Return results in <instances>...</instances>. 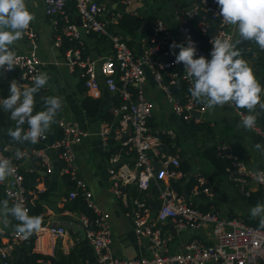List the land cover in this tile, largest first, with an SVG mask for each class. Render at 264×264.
Segmentation results:
<instances>
[{
	"label": "built area",
	"instance_id": "1",
	"mask_svg": "<svg viewBox=\"0 0 264 264\" xmlns=\"http://www.w3.org/2000/svg\"><path fill=\"white\" fill-rule=\"evenodd\" d=\"M181 2L174 10L176 29L173 30L159 17L154 18L138 55L137 49L128 46L127 37L118 32L116 27L123 14L141 19L137 12L130 10L131 0H119L126 9L124 13L110 10L97 0H44V13L57 31L54 37L57 48L61 46L59 33L80 42L84 33H93L104 37L111 45L108 55L98 60L91 59L89 55L83 57L78 49L65 51L63 57L71 72L75 68L82 71L88 95L97 96L102 86L113 95L107 108L109 120L104 121L98 131V137L105 148L110 146L111 139L118 143L113 149L109 147V190L120 205L131 212L135 239L147 251L146 256L137 259H121L113 254L110 215L95 203L86 183L78 175L75 148L88 136V132L78 123L60 118L57 120L60 137L53 140L49 147L56 152L62 164L61 175L73 185L68 199L82 198L94 214L93 218L83 213L75 214L84 238L93 251L94 260L89 264H264V228L260 227L259 220L257 225H250L239 218L203 212L188 203L183 194L170 184V181L184 177L179 170L180 159L162 150L161 136L174 141L176 133L171 129L151 131L149 128L155 93L163 98L171 112L183 122L199 124L202 114L207 112L203 104L191 97V81L185 79L183 64L174 63L173 52L178 54L179 48L171 49L173 42L187 46L190 39L197 48L196 58L203 56L209 60L211 39L217 36L231 37L236 44L237 38L232 30L234 27L223 23L215 0ZM69 5H72L79 24L66 13ZM192 21H196V31L206 37L208 49L202 48L195 40ZM23 40L28 41L33 49L26 54L14 51L20 62L12 71L16 72L20 83L30 86L32 78L40 73L41 66L36 54V34L31 26ZM145 70L150 73L154 85L149 83ZM7 76L4 81H8ZM235 112L241 120L240 113L244 111L236 109ZM252 132L260 135L264 141V131L258 121ZM47 139L46 134L39 142H46ZM17 151L22 153L19 159L15 156ZM217 152L230 161L231 165L226 169L227 179L234 183L240 194L250 196L251 191L247 186L253 183L264 201V178L255 175L264 171L247 167L228 144L219 145ZM30 155L37 159L45 173H51V159L46 150L27 153L0 135V157L11 159L16 169L13 176L0 184L12 205L19 202L27 209L32 202L30 195L36 193L27 192L23 184L22 164ZM155 164L160 168L156 170ZM195 180L189 194L194 198L204 196L212 200L215 194L209 181L204 177H196ZM130 188L136 189L137 194ZM151 188L157 194V210H153L147 199L141 196ZM169 221L178 230H207L211 239L205 241L193 237L183 243L178 251L172 252V235L163 229V225ZM47 235L63 238L67 235V229L57 225L41 227L34 234L33 251H43V238ZM27 239L18 236L15 231L0 228V264H12L13 251Z\"/></svg>",
	"mask_w": 264,
	"mask_h": 264
},
{
	"label": "crops",
	"instance_id": "2",
	"mask_svg": "<svg viewBox=\"0 0 264 264\" xmlns=\"http://www.w3.org/2000/svg\"><path fill=\"white\" fill-rule=\"evenodd\" d=\"M107 5L110 10L126 12L125 7L119 3V0H97ZM183 0H131L130 10L137 12L141 19L144 20L142 27H147L149 21L154 18H161L173 30L176 29V21L174 19V10ZM28 10L34 14L35 20L31 24L35 34L36 54L38 55L41 66L40 73H47L49 77L48 84L40 90L41 96L49 94L50 96H58L62 99V109L55 118V123L51 126L47 133L48 139L46 142H38L32 144L30 142L17 143L8 136L10 129L14 130L16 122L10 118V113L4 109L0 110L5 113L3 123L0 122V135L9 143L13 144L18 149H22L27 153L31 151L46 150L52 164L51 173H45L44 169L38 164L37 159L30 155L22 164V171L35 172L38 175V182L35 185V190L38 192L32 193L31 205L37 204L41 208L40 215L29 213L30 216L42 217V225H57L64 226L67 229V235L63 238H52L45 236L43 238V251L33 253L46 255L58 260V256H69L72 251L76 253V261L78 263L89 264L94 260L92 248L84 238L82 229L75 218L77 211H72L67 204L72 201L68 199V193L71 186L67 183L66 177L61 175L62 164L58 159L56 152L49 147L50 143L57 139L55 132L57 129V120L65 118L67 120L78 123L88 136L75 148V155L78 164L79 179L84 181L93 195L95 203L110 215V225L112 230L113 242L111 250L113 254L121 259H137L147 255L146 248L137 243L131 221V212L129 209L120 205L117 199L111 194L109 190L108 169H109V147L117 146L114 139L109 141L110 146L105 148L102 146L98 137V131L101 124L108 116L107 108L112 101L113 95L110 94L103 86L99 88L97 97L101 100L100 110L97 116L89 117L84 108L82 94L78 88L82 75L80 69L75 68L70 71L67 66L63 53L54 45V37L57 31L51 24V19L44 13V0H26ZM66 13L69 17L78 23L75 11L72 5L66 8ZM140 30L136 35L125 36L128 41L134 43L137 49V44L142 45L147 33ZM149 30V28H148ZM235 32L238 40L239 34L236 28L232 29ZM93 33L83 34L82 42L88 49L89 57L93 60L106 57L109 53V47L106 43L99 48L95 44V37ZM236 40V42H237ZM32 46L28 41H17L13 46L12 51L19 54H26L32 50ZM101 51V52H99ZM248 55L242 58L248 62L252 67L254 74L260 84L264 86V51H261L256 44H252L251 48L247 50ZM8 77V76H7ZM5 75L0 76V99L7 98L9 93L3 96L4 88L9 83L4 81ZM184 85L182 86V88ZM86 95V93H85ZM39 99H42L40 97ZM264 100V95H262ZM42 107L38 111H42ZM235 107H217L214 110L207 109V112L202 114L201 122L205 129L197 134L195 140L191 139L185 128L184 123L179 117L174 115L170 107L163 100V98L155 93L154 108L152 111V118L149 120V128L151 131L171 129L176 133V153H182V157H178L180 162L185 159L190 165L189 172L183 173L184 177L177 181H170V184H177L180 187L181 193H186L185 200L196 206H207L210 212L216 213L226 218H239L243 221L258 222L259 218H253L250 215V208L256 205L259 201L257 195L251 199L240 194L238 188L228 181L224 173L218 171L206 158L203 152L211 147L217 148L221 144H228L233 149V152L244 162V164L251 168L264 171V151L257 150L256 144L264 145L262 137L252 131L245 130L240 127V119L236 115ZM246 112V110H242ZM247 113V112H246ZM109 117V116H108ZM192 123V122H190ZM26 128V124L23 126ZM173 142V141H171ZM174 145V146H175ZM172 146V145H171ZM110 149V150H111ZM163 152L168 153L165 145ZM172 155V154H171ZM178 156V154H175ZM196 177L206 178L212 186L214 191V198L209 200L206 197L194 198L186 191L185 185L192 181L195 184ZM175 188V187H174ZM247 188L251 193H257V187L253 183H249ZM131 191L137 192L136 189L130 188ZM134 193V192H133ZM142 197L157 201V194L154 189L147 194H142ZM187 197V198H186ZM7 200L9 206L12 204L6 198L3 188L0 184V203ZM74 200V199H73ZM264 203V202H260ZM154 210V209H153ZM7 223L4 217H0V228L6 231H15V225L18 223L11 217H7ZM163 229L168 230L172 235L170 243L171 251H178L181 245L191 238L196 237L205 241H210L211 236L207 230L189 231L178 230L174 228L172 222H167L163 225ZM35 232L31 235L34 236ZM27 243H22L15 248L12 255V264H24L27 255ZM83 250H85V258ZM83 256V257H82ZM79 257V258H78ZM84 261V262H83ZM47 262L40 261V264H47Z\"/></svg>",
	"mask_w": 264,
	"mask_h": 264
},
{
	"label": "clouds",
	"instance_id": "3",
	"mask_svg": "<svg viewBox=\"0 0 264 264\" xmlns=\"http://www.w3.org/2000/svg\"><path fill=\"white\" fill-rule=\"evenodd\" d=\"M219 7L218 15L225 25L233 26L238 31L240 42H250L264 51V0H215ZM35 20L26 5V0H0V72L14 70L20 58L12 51L17 41L23 39ZM211 59L203 56L196 58L195 43L188 40L170 45L171 49L179 48L175 55V64H183L185 79L191 81L189 92L191 97L207 109L229 105L241 112L239 126L252 131L257 126L258 117L264 113V86L256 78L252 67L242 58L241 51L231 37L217 36L211 39ZM49 81L47 73H38L32 78V84L24 85L16 79L10 81L9 96L0 99V108L10 113L16 122L14 130L8 136L17 143H38L46 137L55 118L62 109V99L58 96L43 97L44 110L35 112L36 95ZM259 109V111H257ZM27 125V129L23 126ZM257 150L264 151V145L256 144ZM19 159L20 151L15 154ZM16 172L12 160L0 157V183L5 182ZM257 178H264V173H255ZM250 215L259 218L260 227L264 228V203L258 202L250 208ZM0 217H11L18 223L15 232L27 239L41 229L42 217L30 216L22 203L9 206L7 200L0 203Z\"/></svg>",
	"mask_w": 264,
	"mask_h": 264
},
{
	"label": "trees",
	"instance_id": "4",
	"mask_svg": "<svg viewBox=\"0 0 264 264\" xmlns=\"http://www.w3.org/2000/svg\"><path fill=\"white\" fill-rule=\"evenodd\" d=\"M144 20L143 19H139L137 17H134L130 14H123L121 16V18L118 21L117 24V29L118 32H120L123 36H133L136 35L140 30L143 29L142 24H143ZM151 21H149L147 27H145L143 29L144 33H147L149 30V26H150ZM195 25H196V21H192L191 22V29H192V33L193 36L195 38V40L197 41V43L204 49H208V45H207V41H206V37L202 36L198 31H196L195 29ZM60 27V25H59ZM59 31V29H58ZM61 38V46H60V51L62 53H65V51L67 50H80L82 56L84 57L85 55H89L88 53V49L85 47V45L83 44V42L81 41H75L72 40L64 35H62L61 33L58 34ZM93 37H95V44L96 46L99 48V46H103L104 43L107 44V40L104 37H100L96 34L93 35ZM240 37L238 38L237 42H236V47L238 50L241 51L242 57L246 56L250 53L247 52V50L249 48H251L252 44L254 43H250V42H240ZM128 46L130 48H134V43L128 41L127 42ZM101 52V51H99ZM4 75H8V79H9V83L6 86V88H4V93L2 97H5V95L7 93H9V84L10 81L13 79H16L19 83L20 80L18 78H16V72L15 71H11L9 73H2L0 72V76H4ZM78 88L80 90V92L82 94H84V100H83V108L86 112V114L89 117H95L98 115L99 110H100V102L101 100L97 97V96H90L87 94V88L85 87V79L84 77H81ZM184 88V87H183ZM86 93V95H85ZM50 96L49 94H46L44 96H41L40 93H38L36 95V106H35V110H40L42 107L44 108V102L43 99H39L40 97H47ZM257 111H259V109H257ZM5 118V113H3L0 110V122L3 123ZM105 119L109 120V117L107 115H105L104 117ZM258 123L261 126L262 130L264 131V113H261V115L258 117ZM185 128L188 132V135L191 139L195 140L197 137V134L201 131H204L205 129L208 131V129L201 124H193V123H184ZM58 129V128H57ZM55 136L56 138L60 137V131L58 130V132H55ZM6 140V139H5ZM161 140H162V144L163 146L165 145V147L168 150L169 154L175 155L178 154V157H182L183 158V154L182 153H176L175 151V147H176V141L174 140L173 142H171L166 136L162 135L161 136ZM7 141V140H6ZM8 142V141H7ZM175 142V144H174ZM172 145V146H171ZM175 145V146H174ZM203 156L206 158V160H208L218 171L222 172L225 174V176L227 177V172L226 169L228 167H230V161L222 158L220 155H218L217 152V148L215 147H211L206 149L203 152ZM189 168L190 165L188 164V162L185 159H182V161L180 162V167L179 170L183 173H188L189 172ZM22 175L24 178L23 184L24 187L26 189L27 192L30 191H36L35 190V185L37 184V180H38V175L35 172H24L22 171ZM67 183L71 186L70 190L72 189L73 185L72 183L68 180V178H66ZM234 184V183H233ZM172 186L175 187V189L181 193L180 191V187L175 183H172ZM193 186L192 181L187 182V184L185 185V189L186 191L190 190L191 187ZM69 190V191H70ZM37 192V191H36ZM135 194H137V192L133 191ZM38 194V192H37ZM254 195H257L258 199L260 202H264L262 200L261 195L258 193H251L250 196L246 197L249 199H251ZM250 201V200H249ZM68 208L72 211H77L79 213H83L87 216H89L90 218L94 217V214L91 210H89L86 205L85 202L82 200V198L78 197L72 201H70L67 204ZM201 211L203 212H208V205L207 206H199L198 207ZM40 210L41 208L39 207V205L34 204V205H29L28 206V211L29 213H35L37 215H40ZM247 224L250 225H257L258 222H251V221H245ZM33 241H34V236H29L28 239L24 242L27 243V255H26V261L24 264H39L40 261L42 262H47L49 261L51 264H79L78 261H76L75 257H76V253L74 254V251H72L70 253L69 256H58V260L46 256V255H41V254H36L33 253ZM85 252V250H83V253ZM84 258H85V253H84ZM82 256V257H83ZM79 258V257H78ZM84 262V261H83ZM80 264H85L84 263H80Z\"/></svg>",
	"mask_w": 264,
	"mask_h": 264
},
{
	"label": "water",
	"instance_id": "5",
	"mask_svg": "<svg viewBox=\"0 0 264 264\" xmlns=\"http://www.w3.org/2000/svg\"><path fill=\"white\" fill-rule=\"evenodd\" d=\"M141 51H142V50H141V44L138 43V44H137V54L139 55V54L141 53ZM145 75H146V77H147L149 83H150L151 85H154V81H153V79H152L150 73H149L147 70H145ZM173 92H175V91H173ZM196 116H199V114H196ZM154 167H155L156 170L160 168V166L157 165V164H155ZM184 196H186V193L184 194ZM186 198H187V197H186ZM148 203H149V205L151 206V208L154 209V210H157V209L159 208V204H158V202L155 201V200H152V199L149 198V199H148ZM82 232H83V230H82Z\"/></svg>",
	"mask_w": 264,
	"mask_h": 264
},
{
	"label": "rangeland",
	"instance_id": "6",
	"mask_svg": "<svg viewBox=\"0 0 264 264\" xmlns=\"http://www.w3.org/2000/svg\"><path fill=\"white\" fill-rule=\"evenodd\" d=\"M107 45H108V47H109V51H110V48H111V45H110V43L107 41ZM228 107H231V106H229V105H227Z\"/></svg>",
	"mask_w": 264,
	"mask_h": 264
}]
</instances>
